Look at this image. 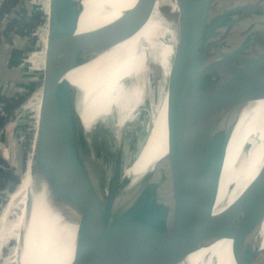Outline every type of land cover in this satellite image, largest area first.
<instances>
[{"label":"water","instance_id":"95a60500","mask_svg":"<svg viewBox=\"0 0 264 264\" xmlns=\"http://www.w3.org/2000/svg\"><path fill=\"white\" fill-rule=\"evenodd\" d=\"M158 1L135 0L117 19L90 33L70 70L134 37ZM165 7L174 19L163 12ZM159 12L176 30L166 85L164 67L152 63L160 69V91L151 95L150 66L142 105L130 123L139 119L137 128L115 161L106 197L100 201L91 195L95 210L90 225L63 264H87L100 252L110 264H188L197 251L222 239L232 242L234 264H255L264 253L255 243L264 216V163L231 204L214 211L235 130L264 115V0H165ZM73 17V0H48L45 46L39 53L22 132L17 185L29 168L33 183L44 186L49 203L59 199L71 182L69 171L81 160L82 95L67 77ZM163 89V121L155 137L162 156L151 172L133 183L124 170L146 137ZM201 109L207 113L194 148L169 155L167 147ZM80 209L69 206L63 212ZM10 240L12 256L16 242Z\"/></svg>","mask_w":264,"mask_h":264},{"label":"bare ground","instance_id":"6f19581e","mask_svg":"<svg viewBox=\"0 0 264 264\" xmlns=\"http://www.w3.org/2000/svg\"><path fill=\"white\" fill-rule=\"evenodd\" d=\"M73 1L74 17L68 47L67 77L82 95V100H78L81 102L78 109L81 119V160L77 167L69 171L68 181L71 179V182L56 201L59 204L48 202L44 186L39 187L33 183L30 169L9 195L8 203L0 213V233L4 220L16 202L27 198L19 238V264H63L72 256L95 210L91 195L95 193L100 201L106 197L125 129L142 105L147 77L145 67L150 62L161 63L167 80L173 55L174 45L171 41L174 33L155 7L147 24L134 37L89 63L70 70L87 36L117 19L135 2ZM43 10L45 14V6ZM138 85L139 89L136 88ZM165 99L166 91L163 95ZM163 104L160 113L158 106L151 113L146 137L139 144L137 156L124 170V175L133 183L151 172L162 156L155 137L159 135L163 121L165 101ZM206 113V109H201L192 114L184 132L173 145L167 147L169 155L194 148L203 131ZM91 142L92 145L89 144ZM105 152H108L109 162L107 165L105 161L104 168ZM94 154L98 163L94 162ZM263 163L264 115L254 120L252 118L235 130L227 149L214 211L219 212L231 204L254 179ZM29 200L31 206L27 205ZM76 205H80L81 209L70 210L66 214L63 212L67 207ZM259 224V235L255 243H259L264 250V216ZM231 246V240H219L197 251L188 264H234ZM87 264L110 262L100 252Z\"/></svg>","mask_w":264,"mask_h":264},{"label":"rangeland","instance_id":"374dc122","mask_svg":"<svg viewBox=\"0 0 264 264\" xmlns=\"http://www.w3.org/2000/svg\"><path fill=\"white\" fill-rule=\"evenodd\" d=\"M37 2H38V5L36 8H34V10H32V14L30 16L39 17V19H41V23L37 24L33 28L32 32L30 33L31 35H29L28 37L25 36V34L22 33L24 31L21 30V32L15 33L12 37H10V39H7V41L4 42V43H6V46L9 47L8 51H10L13 48L16 55L12 56V58L10 57V55L8 57H5V59L3 60V66L5 68H3V70L5 69L7 71L6 73H11L12 71H15L16 69H19L18 74L14 75V77H16V78H15V83L13 84V87H12L13 91L10 92L8 95H10L13 92H16V93H18V95H22V96L26 95L27 96V100L15 111L14 116H13L12 120L10 121L11 125H8L7 131L3 135L4 141H2V142H4V145L6 147L7 146L9 147L8 151L4 152L3 155L6 159L9 160V165L11 167L9 169H12V173L17 177L20 176V172H19L20 171L19 170L20 159H19V155H18L19 154L18 153L19 147L17 146V144H20V151H21V144L23 141V135H22L23 125L26 123V119H27L26 113L30 110L29 105H28V100H29V96L31 94L30 93L31 88H32L31 83H32V80L34 79V74L36 73V67H37L35 64H36V62H38L39 53L41 51V46H42V44H43V46H45V40H46L43 38V35H44L43 28H44V18H45V14H44L43 9L45 6V11L47 12L48 0H37ZM164 2H165V0H159L157 2L156 9L158 11L160 10V6ZM173 8H174V11L177 12L176 6H174ZM169 10H170L169 7H165L163 9V12L167 16H169L170 19H174V15L171 14L169 12ZM14 15H15V17H18V18H19V16H27L25 12L22 13V15L16 12V14H14ZM161 15H162V13H161ZM163 18H164V16H163ZM165 22L169 25V27L172 29V31L174 33V36H173L172 41H171V43L174 45L176 42V30H174L175 26L173 25V23L171 21H167L166 19H165ZM24 47H25V50L27 49L26 51L24 50ZM27 59L28 60L30 59L33 62L32 63H31V61L28 62V61H26ZM152 63H156V62H150L145 67V75L147 77H146V83H145L144 87H147L146 84L148 82V73H149L150 66ZM13 69H15V70H13ZM30 72H33L32 75H29ZM151 72H152L151 73L152 77H151L149 90H152V93H151L152 96H156V95H158V93L160 91V87L162 85V77L160 74V69L156 65L151 66ZM165 75L166 74L164 72V76H163L164 85H166V76ZM0 82H3L2 79L0 80ZM139 87H140V85H138L136 88L139 89ZM164 92L165 91L163 89L162 95L159 98L160 104L157 105L160 107L158 109V111L159 110L161 111V108L164 106V104H163L165 101V100H163ZM8 95H6V96H8ZM157 106L153 107V110L155 108H157ZM147 107H148V105H147ZM153 110H152V112H153ZM160 111H159V113H160ZM35 116L37 117V109H36ZM30 117H32V116H30ZM31 123H32V120H31ZM138 123H139V119L137 121H135L133 124L127 125L125 132H124V135L122 137L121 143H120L119 148H118L116 159H117L118 155L120 154L121 150L128 145V143H129L128 141L132 135V132L137 128ZM149 128H150V123H149L147 130ZM134 142H135V139H134ZM89 144L92 145V142ZM135 145H136V143L134 144L133 149H134ZM92 152H94V151H92ZM106 154H107V156H105L106 160L104 159V155L102 157L104 159V168L106 167L105 161H106L107 165L109 162L108 161V152ZM136 156H137V154L135 155V157ZM93 157L95 159L94 162L96 161L98 163L99 160L97 159V156L95 155ZM134 158H133V160H134ZM116 159H115V161H116ZM27 170L25 171V173L27 172ZM25 173H24V175H25ZM10 194H11V192L10 193H8V192L7 193H5V192L0 193V205H1V200H2L3 196H7L6 204L8 203V198H9ZM26 201H27V198H25L21 201H17L16 205H14V207H13V210L6 217V219L4 220V222L2 224V230H1L0 236L1 237L3 236L2 237L3 240L0 244V264H12V263L19 264V259H18V257H19V238L21 235L20 230L22 229V222H23V216H24ZM5 205L0 206V213H1L2 209L5 207ZM21 211H22V213H21ZM10 239H14L16 242V249H14L12 256H10V255H11L13 248H14V242L11 241ZM255 264H264V255L260 256L259 260H257V262Z\"/></svg>","mask_w":264,"mask_h":264},{"label":"trees","instance_id":"16d2710c","mask_svg":"<svg viewBox=\"0 0 264 264\" xmlns=\"http://www.w3.org/2000/svg\"><path fill=\"white\" fill-rule=\"evenodd\" d=\"M16 7H21L26 13L27 16H19L15 17L14 11L17 10ZM24 11V12H25ZM4 13H8L11 18L5 24V31L0 32V40L3 38L10 39L15 33L22 32L25 36H29L32 32L33 28L41 23V19L39 17L30 16V6L26 1L22 0H0V19L2 18ZM11 34V35H10ZM10 35V36H9ZM25 50V47H24ZM27 50V49H26ZM25 50V51H26ZM15 70V69H13ZM19 71H12V75H8V78L11 79L13 83H15L14 75L18 74ZM27 100V96L18 95V93L13 92L8 96H4L0 94V129L8 122L12 120L15 111ZM4 112V115L1 112ZM19 147L18 155L19 158L21 156L20 144H17ZM8 163L0 158V193L7 191L8 193L14 191L18 184V177L12 173V169L8 168ZM7 202V196H3L1 200V205H5Z\"/></svg>","mask_w":264,"mask_h":264},{"label":"crops","instance_id":"0c3cea01","mask_svg":"<svg viewBox=\"0 0 264 264\" xmlns=\"http://www.w3.org/2000/svg\"><path fill=\"white\" fill-rule=\"evenodd\" d=\"M24 11L25 10H22V9L18 8L17 10H15L14 14H16V12H17V13L22 15V13H24ZM5 41H7V40H5ZM8 48L9 47L6 46V43H4L3 48L0 51V80L2 79V81H3V82L0 83V94L4 95V96L8 95L10 92L13 91L12 87H13V84H14L11 81V79L8 78V75H12V74L11 73H9V74L6 73L7 71L5 69L3 70V68H5L3 66V60L5 59V57H8L10 55V57L12 58V56L16 55L15 51L13 50V48L10 51H8ZM26 61H28V62L31 61V63L33 62L30 59L29 60L27 59ZM37 64H38V62H36L35 65L37 66ZM32 73L33 72H30L29 75H32Z\"/></svg>","mask_w":264,"mask_h":264},{"label":"built area","instance_id":"2783aa9c","mask_svg":"<svg viewBox=\"0 0 264 264\" xmlns=\"http://www.w3.org/2000/svg\"><path fill=\"white\" fill-rule=\"evenodd\" d=\"M22 1H26L27 2V4L30 6V14H32V10H34V8H36L37 7V5H38V2H37V0H22ZM22 9L21 7H16V9ZM23 10V9H22ZM15 12V11H14ZM26 13V12H25ZM26 15H28L27 13H26ZM9 18H11V16L8 14V13H4L3 14V16H2V18L0 19V32H4L5 31V24H6V22L8 21V19ZM11 35V34H10ZM9 35V36H10ZM31 35V34H30ZM5 40H7V39H4V42H5ZM4 42H3V45H4ZM1 44H2V39L0 40V47H1ZM1 114L2 115H4V112L2 111L1 112ZM8 122L2 127V129H0V158L2 159V160H4L6 163H8V165H9V160L8 159H5V157H4V155H3V153H4V151L5 152H7L8 151V149H9V147L7 146H5L4 145V142H2V141H4L3 140V135H4V133L7 131V127H8ZM5 147V148H4ZM9 168H11L10 167V165L8 166V168H6V169H9ZM5 193H7V191H4ZM2 193V192H1Z\"/></svg>","mask_w":264,"mask_h":264}]
</instances>
